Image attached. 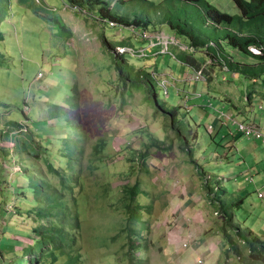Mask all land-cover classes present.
Returning a JSON list of instances; mask_svg holds the SVG:
<instances>
[{
	"label": "rangeland",
	"instance_id": "obj_1",
	"mask_svg": "<svg viewBox=\"0 0 264 264\" xmlns=\"http://www.w3.org/2000/svg\"><path fill=\"white\" fill-rule=\"evenodd\" d=\"M204 1L223 14L240 16L234 0ZM9 2V16L0 26L4 37L0 42V53L4 55L0 66V243L5 238L12 237L14 240H22L18 237L19 234L28 235L34 226L26 215L21 217L16 213L17 206L26 208V203L20 202L16 197V188H27L26 177L23 172H10H19L25 166L35 170L36 162L29 159L27 152L16 156L17 139L11 138V122L26 125L29 131L34 130L37 135L45 134L54 144L48 148L55 156L56 152L59 153L58 147L62 146L63 133L68 132L69 113L78 121L85 135L86 160L89 159L90 146L99 138L104 136L110 143L106 154L112 165L96 171V175L102 180L113 182L114 187L122 186L126 180L131 184L139 182L144 192L139 200L144 205H152L151 214L143 217L146 222H150V230L146 231L144 236L147 235L149 241L148 255L151 264H199V260L202 264H206V261L208 264H235L236 259L232 254L228 253L227 257L228 245L223 239L220 253L209 251L208 255L199 260L194 253L180 247L186 235L193 233L196 240H199V234L205 229L209 232L208 226H212L216 219L220 218L215 216L214 208L206 200L202 180L196 174L195 166L190 164V158L180 150L175 131L178 129L193 150V159L208 174L226 180L230 167L228 168L226 163L220 164L215 154L222 155L223 146L227 143V133L236 132V123L246 121H238L232 115L228 120L221 117L224 125L219 126L222 130L218 132V124L213 126L214 118L223 113L227 114L231 109L221 110L226 100L234 101V104L237 103L236 106L242 109L247 102V93L258 97L257 101H254L258 109V105L264 102V98L261 99L264 94L263 77L259 78L257 84H252L243 75L233 76L230 72H221L216 63H207L209 59L202 56V69L207 66L204 68L205 73L211 81H192V72L176 58L184 52L179 48L180 44L186 45L188 40L174 31L171 25L187 23L195 34L212 41L223 37L225 29L215 26L206 16L202 4L197 2L129 0L124 4H108L112 16L149 21V29L158 32L149 33L146 40L149 41L151 36H169L168 42L165 37L160 39L161 44L157 46L159 51L152 54L148 51L149 58L126 56L135 71L146 69L162 79H159L161 85L164 81L165 87H160L155 80L157 97L166 107L162 110L157 108L154 93L147 95L142 85L140 89L135 87L124 92V85L118 82L114 53L103 45V38L115 45H120L121 40L125 38V45L148 49L144 42L127 39L133 36L128 29L120 30L110 27L109 24H97L94 19L81 15L63 0ZM141 28L143 27H138ZM150 45L153 46V43ZM226 51L238 63H254V59L232 48L226 47ZM159 53L163 54L158 55ZM223 70L226 71L225 68ZM129 85L131 84L128 83ZM74 97L77 98V108L71 107ZM200 104L203 105L201 110L197 108ZM53 106H62L67 113L54 116ZM172 107L179 109L174 118L175 124L170 126L169 111ZM252 113L254 114V111ZM51 116H54L52 121ZM73 126L72 124L71 128ZM208 126L212 127L211 133L207 130ZM15 133L16 137L19 136L17 131ZM35 133L32 134L37 137ZM71 135H75V132L71 131ZM152 138L171 145V150L165 152L155 147L150 149L146 161L148 172L140 164L139 155L133 157L134 163L126 161L132 158L130 152L146 151L144 145L151 142ZM239 138L246 139L241 135ZM123 148L126 152H123ZM15 156L17 158H14ZM55 164L59 165L58 162ZM131 166H134V174L127 176ZM37 168L46 169L41 161L38 162ZM113 174L116 176L112 177ZM6 176L13 184L7 189L1 187V184L4 185L2 178ZM54 181L57 182V178ZM224 186L229 194L233 192L230 182H225ZM4 194H7V200L3 198ZM9 201L13 202V209L11 204L7 206L6 202ZM248 208L249 205L246 204L243 209L238 210L237 220L235 219L242 228V225L253 224V214ZM244 210L249 215L243 214ZM243 219L247 220L243 222ZM117 220L120 222L121 216L110 209L101 213L98 205L92 207L85 220L88 223L82 232V246L90 254L87 264H114L109 247L103 245L102 241L106 240L105 236H113L114 233L106 229L113 226ZM114 245L115 249L110 248L116 250L120 247L121 240ZM5 249L7 252L10 250ZM240 249L246 254L244 246H240ZM15 250L19 252L21 248ZM219 254L221 257L218 261Z\"/></svg>",
	"mask_w": 264,
	"mask_h": 264
},
{
	"label": "trees",
	"instance_id": "obj_2",
	"mask_svg": "<svg viewBox=\"0 0 264 264\" xmlns=\"http://www.w3.org/2000/svg\"><path fill=\"white\" fill-rule=\"evenodd\" d=\"M9 1L0 0V26L2 21L9 16ZM63 1L81 15L94 19L97 24H109L110 27L120 30L122 28L128 29L130 35L133 34V36L131 35L127 39L133 41L137 40L148 45V41L144 40L141 34L158 32L155 29L150 30L149 21L144 19L134 18L130 20L125 17L111 15L108 10L110 2L124 4L129 0ZM186 1L201 3L208 19L215 26L223 27L225 34L218 41H212L203 39L195 34L187 23L171 25L174 31L187 38L188 43L186 46L190 49V51L181 52L182 54L176 57L177 60L187 66L190 72L201 71L203 77L205 76V80L211 81L205 73L206 69L204 68L207 66L202 69L204 63L201 60L203 59L202 56H204L205 59H209L210 63H216L215 65L218 66L221 72L224 71L223 68L225 67L227 69L226 72H230L233 75H243L252 84H257L259 78L263 77L262 86L264 87V0H234L240 11V16L235 17L219 12L204 0ZM138 27L143 28L138 29ZM3 39V34L0 32V42ZM102 42L111 53H114V65L118 72V82L124 85L123 91L126 92L128 89L135 87L140 89L139 87L142 85L141 87L144 88L147 95L154 93L153 98L157 108L165 110V103H160L156 92V81L162 87L160 84L162 79L157 78L156 75L146 69L135 71L126 58L127 55L139 59L149 58L147 55L148 51L152 54L159 51V48H148L146 56L141 57L138 52L137 55L133 52H119V48L124 47L130 48L134 52L145 49V47L136 48L133 45H125V38L121 40L120 45H115L106 38H103ZM226 47L249 56L254 59V63L242 64L234 61L226 51ZM250 48L256 49L259 53H252ZM162 54L159 53L158 55ZM3 60L4 55L0 53V66H2ZM128 83L131 85L128 86ZM250 96L251 93H247V97L250 98ZM76 101L77 98L74 97L72 108H77V105H75ZM53 107L54 116L66 112L62 106ZM178 109L179 107H172L171 111H169L171 116L170 126L176 122L174 118L177 116L176 112ZM67 116L69 118H67V130L70 133H63L62 146L58 147L59 153L56 152L55 156L51 154L48 148L49 146H54V144L50 142V138L45 137V134L37 135L34 130L29 131L26 125L11 122L12 128H9V130L11 129V138L17 139L15 152L18 154L16 156H20L21 152H27L29 159L37 163H34L35 170L25 166L19 172H10L11 174L23 172L22 174L26 177L27 188H16V197L20 202L24 201L26 203V208L17 206L16 213L21 217L26 215V218L30 219L34 226L28 235L20 236L19 234L18 237L22 240H14L12 237V239L5 238L0 243V264H87L90 254L82 246V232L85 230V224L88 223L85 220L94 205H98L101 213H105V211L110 209L121 216L120 222L117 220L113 226L106 229L108 232L112 231L114 233L113 236H105L106 240L102 241L103 245L109 247L113 263L151 264L150 256L148 255L150 252L149 241L147 235L144 236L145 232L150 230V222H146L143 217L151 214L152 205H144L139 200L140 196L144 194L140 183L131 184V182L126 180V183L122 186L114 187L113 182L100 179L99 175H96V171L101 168H109L112 165V161L109 162V156L106 154L110 145L109 141L104 136L99 138L90 146L91 152L89 159L86 160L87 145L85 144L86 140L82 127L69 113H67ZM53 117L51 116L50 121H52ZM58 118L56 117V119ZM72 124L74 126L71 128ZM177 130L175 131L177 140L180 143L179 148L190 158V164L195 166L196 174L202 180V188L206 193V200L214 208L215 216L220 218L216 232L228 245L226 250L227 257L228 253L232 254L236 259L235 264H264V239H261L248 229L242 230L234 220L235 211L242 206L244 197H234L232 193L229 194L224 186L225 182L223 179L218 178L219 176L208 174L193 159V150ZM16 131L19 134L17 137L14 135ZM71 131L75 132V135H71ZM32 133H35L37 137H34ZM144 147L146 151L138 152L136 150L135 152H130L132 158L126 161L134 163L133 157L139 155L140 164L145 168L146 172H148L146 161L150 155V149L155 147L159 151L165 152L171 150V145H166L165 142L153 138ZM123 152H126L124 148ZM16 156L14 158H17ZM39 161L44 164L45 170L37 168ZM54 162H58L59 165L57 166ZM133 174L134 166H131L127 176H132ZM124 175L126 176V174ZM47 176H52L53 178L48 179ZM115 176L116 174L112 175V177ZM56 178L57 182L54 181ZM2 179L4 181V185L1 184L2 188L12 187L13 184L9 182L7 176ZM3 198L7 200V194H4ZM12 203V201L6 202L7 206L10 204L12 206ZM217 223L214 222L213 225ZM2 233L4 234L5 231H2ZM119 239L121 240L120 247L113 250L116 248L114 244ZM23 240H29V242ZM3 243L6 244L4 245ZM240 246L245 247L246 254L242 253ZM5 248L10 249L9 252ZM16 248H21V250L17 252Z\"/></svg>",
	"mask_w": 264,
	"mask_h": 264
},
{
	"label": "crops",
	"instance_id": "obj_3",
	"mask_svg": "<svg viewBox=\"0 0 264 264\" xmlns=\"http://www.w3.org/2000/svg\"><path fill=\"white\" fill-rule=\"evenodd\" d=\"M208 62L209 61H207V63ZM263 95L261 96V99L264 98ZM257 99L258 97H255V94L251 93L250 98H248L246 94L245 100L247 102H245L246 104L244 106L242 105V109L237 107L236 105L238 104L236 103L235 105L234 101L231 102L226 100L224 101L225 104L221 110L224 108H231L229 111H227V114H223L225 116L232 115L238 121H246L245 124L256 126L264 136V102L260 103L257 109L254 104V101H257ZM197 108L201 110L203 105H197ZM253 111L254 114L252 113ZM223 122L224 120H222L221 115H218L214 118L213 126L214 124H218V127H223ZM222 127H219L218 132L222 130ZM227 136V143L224 145L222 155L216 156L215 154V158L220 164L226 163L228 168L230 167V173H228V176L224 182L231 183L233 188L232 195L234 197H244L243 204L240 209H243V206L248 204V210L253 214V217L251 218V222H253V224L251 226L242 225V228L239 225V227L242 230L248 229L259 237H264V198L260 199L257 196V192H264V140L239 138L240 135L237 132L231 133V131L227 133ZM240 209L238 210L240 211ZM189 210L190 208L186 210V213L189 212ZM238 210H236L237 213L235 211L234 220H237V215L239 213ZM244 213H247V211L244 210L243 214ZM247 215H249V213H247ZM241 217L242 215L240 216V219ZM247 219H243L242 221L245 222ZM215 222L218 223L216 225L208 226L210 227L209 232L205 229L201 232V234H199L200 238H197L199 240H196L195 238L196 241L193 247L185 249L194 253L196 257H198V260L201 257L203 258L208 255L209 251L215 252V254L220 253L219 250L220 247L223 246V242L221 241V236L216 232L220 219L217 218ZM254 222H256V224H254ZM214 242L216 245H214ZM213 256L215 257V255ZM220 257L221 256L219 254L218 261L220 260ZM206 264H208L207 261Z\"/></svg>",
	"mask_w": 264,
	"mask_h": 264
},
{
	"label": "built area",
	"instance_id": "obj_4",
	"mask_svg": "<svg viewBox=\"0 0 264 264\" xmlns=\"http://www.w3.org/2000/svg\"><path fill=\"white\" fill-rule=\"evenodd\" d=\"M113 25V24H112ZM160 33H163V32H160ZM149 33H143L141 34V37L146 40V36L148 35ZM165 34V33H163ZM165 37V35H163ZM164 37H161V36H151L150 40H146L148 41V48H154V47H157L160 43V39L164 38ZM174 40V38H172ZM168 40L170 41V38L169 36L165 37V41L168 42ZM175 41V40H174ZM150 43H153V46L150 45ZM179 48L181 50H183L184 52L186 51H190V49L187 48L186 45H183V44H180ZM127 50H130V52H133L135 53V55H137V52L139 53V55L141 57L143 56H146V50L147 48L145 49H141V50H138L136 52H134L132 49L130 48H119V52L120 53H124V52H127ZM250 51L254 54H258V51L254 48H250ZM225 68V67H224ZM226 69V68H225ZM227 70V69H226ZM225 71V70H224ZM192 81L194 82H199V80H204L205 81V78L203 77L201 71H192ZM191 80V79H190ZM162 87H165V83L164 81H162ZM221 117L224 119V120H228L231 116H225L224 114L221 115ZM233 122H235L233 120ZM236 123V122H235ZM236 126H237V130L236 132L243 136L244 138L246 139H255V140H264V136L261 134L259 128H257L256 126H253V125H249V124H245V123H239L237 122L236 123ZM207 130L209 133H211L212 131V127L211 126H208L207 127ZM257 196L258 198L260 199H263L264 198V192H257ZM195 235L193 233H189L188 235H186L181 243H180V247L183 248V249H187V248H191L194 246L195 244ZM199 264H202V262L199 260L198 261Z\"/></svg>",
	"mask_w": 264,
	"mask_h": 264
},
{
	"label": "flooded vegetation",
	"instance_id": "obj_5",
	"mask_svg": "<svg viewBox=\"0 0 264 264\" xmlns=\"http://www.w3.org/2000/svg\"><path fill=\"white\" fill-rule=\"evenodd\" d=\"M171 120V118H169Z\"/></svg>",
	"mask_w": 264,
	"mask_h": 264
}]
</instances>
